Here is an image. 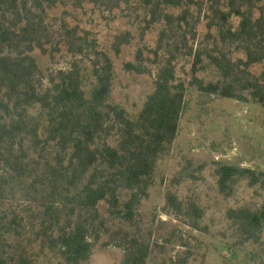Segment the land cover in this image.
Listing matches in <instances>:
<instances>
[{
  "label": "trees",
  "instance_id": "16d2710c",
  "mask_svg": "<svg viewBox=\"0 0 264 264\" xmlns=\"http://www.w3.org/2000/svg\"><path fill=\"white\" fill-rule=\"evenodd\" d=\"M59 6L85 16L91 6L101 21L92 18L90 30L57 23V44L73 60L45 76L33 54L48 53L53 32L46 20ZM124 7L143 15V38L157 33L155 47H145L150 54L139 48L137 63L124 67L138 75L151 74L146 60L156 67L154 91L135 116L109 102L115 69L96 38L103 30H95ZM206 10L208 37L216 30L219 41L209 51L197 46ZM130 37L115 36L118 55ZM232 46L244 57H234ZM0 50L6 51L0 55V264H36L47 255L58 264H89L104 236L106 246L123 251L121 264H149L153 233L135 236L130 228L149 197L159 160L178 137L189 87L264 108V72L250 70L264 62V0H0ZM181 60L191 66L184 72L190 80L178 72ZM206 62L214 79L199 76ZM216 176L220 193L231 197L237 180L256 187L262 174L221 166ZM166 199L167 213L182 211L177 196ZM226 216L235 246L264 252V203L230 209ZM263 255H257L260 264ZM191 257L160 264H188Z\"/></svg>",
  "mask_w": 264,
  "mask_h": 264
},
{
  "label": "rangeland",
  "instance_id": "374dc122",
  "mask_svg": "<svg viewBox=\"0 0 264 264\" xmlns=\"http://www.w3.org/2000/svg\"><path fill=\"white\" fill-rule=\"evenodd\" d=\"M137 1L134 0V5ZM91 8L86 7V16L83 15L85 11L71 7L59 6L49 11L46 23L53 35L47 46L48 53L43 56L36 51L33 54L45 76L66 69L73 60L66 47L57 44V23L65 21L70 28L80 24L90 30L92 18L94 23L101 21V12L95 10L91 15ZM255 13L258 17L259 10L256 9ZM208 14L206 10L201 15L197 46L209 51L219 41L216 30L212 31V37H208L211 18ZM195 15L198 16L197 13ZM142 20L141 12H136L134 7H124V10H116L110 16L108 24L102 23L95 29L103 30L96 34V38L101 49L110 55L115 69L109 102L120 105L133 116L141 111L148 96L153 93L156 74V67L148 60L143 65L151 70V74H131L124 69L127 63H137L139 48L143 47L148 56L150 53L145 47H155L157 33H148L143 38ZM232 22L235 26L239 24L236 17L232 18ZM126 32L131 34L130 44L122 46L118 55L113 49L115 36ZM234 48L231 47L234 57H244L241 53H234ZM4 53L6 51L0 50V55ZM205 65L206 69L199 76L214 79L215 70L208 62ZM190 68L184 60L178 63V72L183 78H187L184 72L190 73ZM250 70L257 76L261 75L264 62L252 66ZM91 77L87 75L88 89L92 84ZM187 79L190 80V77ZM186 100L178 137L159 160L149 197L143 201L140 217L130 232L142 237L153 233V255L149 264L170 262L171 258L179 260L189 254L192 257L188 264H260L261 259L257 255L264 253L262 248L235 246L233 230L226 215L230 209H255L264 203V108L252 102L203 96L193 87H189ZM221 166L254 170L258 175L262 174L261 182L256 187H250L248 180H237L234 194L226 197L219 191L216 176ZM169 194L177 196L183 204L182 211H165ZM107 242L109 237L104 236L95 245L89 264L122 263L123 251L114 244L106 246ZM36 264L58 263L47 255L41 256Z\"/></svg>",
  "mask_w": 264,
  "mask_h": 264
}]
</instances>
